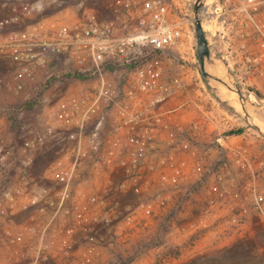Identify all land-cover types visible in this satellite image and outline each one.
I'll return each instance as SVG.
<instances>
[{
  "label": "built area",
  "instance_id": "1",
  "mask_svg": "<svg viewBox=\"0 0 264 264\" xmlns=\"http://www.w3.org/2000/svg\"><path fill=\"white\" fill-rule=\"evenodd\" d=\"M194 3L108 0V17L81 3L72 18L59 14L12 30L6 28L19 23L28 6L0 16V129L23 130L27 117L42 115L48 90L59 87L51 105L59 131L54 138L49 125L23 138H0V264H97L94 250L110 248L121 237L110 215L139 227L138 211L167 208L165 193L149 192L155 182L146 177L145 149L153 140L150 130L164 123L165 106L185 89L183 77L166 61L180 68L187 62ZM201 17L204 29L210 28L205 31L213 54L229 55L238 43L248 73L264 68V0H207ZM73 86L84 88L81 95L68 92ZM107 128L116 141H108ZM198 128L194 123L170 130L174 146L188 147L190 131ZM45 149L54 157L43 175L35 171L36 153ZM236 162L244 170L251 167L244 150ZM161 163L169 172H162L159 185L177 195L173 215L207 190L217 195L210 205L231 206L237 225L247 224L251 211L240 177L225 176L226 163L198 165L191 183L185 161L177 164L165 154ZM85 185L91 186L88 194L81 191ZM113 192L131 193L138 203L123 212ZM253 207L264 216L260 201ZM171 228L165 223L163 234Z\"/></svg>",
  "mask_w": 264,
  "mask_h": 264
},
{
  "label": "crops",
  "instance_id": "2",
  "mask_svg": "<svg viewBox=\"0 0 264 264\" xmlns=\"http://www.w3.org/2000/svg\"><path fill=\"white\" fill-rule=\"evenodd\" d=\"M187 54V62H183L182 68L172 66L171 60L166 61L168 67L172 69L171 71L183 77L185 89L177 98L165 106L163 114L164 123L159 128L150 130L153 140L151 144H149V148L145 149L144 163L146 165V177L155 182L154 186L149 189V192L150 194L154 192L165 193L163 197L168 200L167 208H155V211L148 209L138 211V219L141 220V226L139 227H134L133 225L127 226L122 222H118L115 215H110L111 221L117 227V233L120 234L121 237L109 249L116 253L130 255L135 248L144 244L147 249L143 255L138 258L140 264H156L157 261H159L158 258L160 259L159 264H188L189 261L197 260L199 247L228 246L252 239L250 238L251 236L248 239V236L246 237V235H242V233L239 235L232 234V236L228 237L222 234L224 231L235 232L240 229L247 232L248 230L260 231L264 229V217L254 213L247 215L246 225H237L232 207L219 206L217 204L210 205L211 201L217 200V195L207 190H203L201 193L194 196L187 203L183 212L173 215L170 211L172 200H174L177 195L165 191V188H161L159 185L162 172H169L161 163L162 155L169 154L173 156L177 164L185 161L187 181L191 183L198 177V165H216L215 163L219 151V148H217L218 145L216 144L217 142H214L213 130L215 125L212 121L213 114L207 111L209 108L207 99L209 98L205 96L204 92L206 91L201 90L202 85L200 83H202V80L198 72L196 74L192 71V69H197L194 59H190L189 52H187ZM193 54L196 58L197 55L195 50ZM57 88L59 87L54 85L48 90L46 94L47 105L42 115L36 118L37 121L33 124L35 125L33 133L44 131L48 125L54 128L53 134L51 135L52 138L59 133L51 109V105L57 100ZM83 89L82 86H73L68 92L79 96L83 92ZM62 90L65 91L66 89L62 88ZM176 107L181 108L175 113L166 114L168 110ZM144 120L145 123H149L151 118L146 115ZM194 123L199 124V128L198 130L190 131L193 143L188 147L186 146V148L182 146L175 147L169 131L176 126L189 129ZM140 128L142 130L145 129L144 125ZM2 131L6 135L7 132L0 129L1 133ZM106 134L108 141L111 143L118 139V137L111 135L108 128ZM51 137H49L48 142L51 141ZM246 146L247 144H243L237 146L235 149L239 152L244 150ZM194 151L195 155L191 154ZM53 157L54 151L52 150L45 149L36 153L37 163L35 171L39 174L46 175L48 162ZM228 161L226 162L228 163ZM223 162L226 163L225 161ZM218 163L221 162L219 161ZM260 167L261 163L257 162L254 164L252 170L249 171V175H247L249 179H247V177L243 179L242 175L245 176V172H239V177L241 179L240 183L242 184V181H244L245 187L243 186L242 192L245 198L248 196L252 197L251 194L244 191L245 188L252 187L256 189L257 192L260 191V183L264 181V172L261 176H255V174L260 171ZM236 169L237 165H235V171H238ZM210 180L211 182L215 181L214 178ZM166 183L168 186V182ZM105 185H107V183ZM227 186L230 188V182H227ZM81 191L83 194H88L91 191V186L85 185ZM111 198L119 202L120 210L123 212L128 211V209L136 206L138 203L135 196L131 193L119 195L113 192ZM83 199L84 198L80 199V204L82 207H86L85 204H83ZM171 218H174V220L171 221ZM167 222L168 224H172V228L170 233L163 234L162 228ZM247 227L250 229H247ZM198 231H201V233L196 235ZM216 231L218 233H216ZM190 241H193V243L188 244ZM187 245H191L192 248L186 251L183 250ZM177 251L180 252L177 253ZM91 257L95 263L105 264V262L110 259V253L105 251L104 248H97L91 254Z\"/></svg>",
  "mask_w": 264,
  "mask_h": 264
},
{
  "label": "rangeland",
  "instance_id": "3",
  "mask_svg": "<svg viewBox=\"0 0 264 264\" xmlns=\"http://www.w3.org/2000/svg\"><path fill=\"white\" fill-rule=\"evenodd\" d=\"M105 2L107 3V0H0V16L5 17L11 15L14 13L13 10L19 12L22 6H28L29 11L26 16H24L19 23L10 25L6 28L7 30L20 29L30 21L46 19L54 15L60 14L72 18L81 3H84L87 7L95 8L100 12L102 17H108L110 13L105 8ZM36 7H38L39 10L32 11V8ZM207 29L210 28L208 24H205V30ZM215 30L216 29H214V31ZM1 31H3V29H0V32ZM209 38L213 41L212 33L209 34ZM220 44L223 48L222 40H220ZM193 46L196 51L195 34L193 36L190 35V37L186 39L185 50L190 53V59H194V62L197 65L198 59L197 57L195 58V55L193 54ZM233 46L234 48L232 53L229 55L224 54V58L222 57V54H213V64L214 62L218 63V65L224 70V76L219 78H225L230 85L236 84L239 86L242 90L243 96L247 100V109L250 117L254 119L255 123L260 125L264 130V68L260 71L248 73L246 71V56L238 51V43H235ZM192 71L196 74L198 72L202 80V83H200L202 85L201 90H205V96L209 98L207 99V105L209 107L207 111L213 114L212 121L215 125L213 130L214 142H217V148H219L217 161L215 163L216 166L220 164L218 163L219 161L226 162L229 160L228 163L226 162L227 166L224 171L225 176H232L236 178L239 175V172H245L246 178L247 175H249V171L252 170L254 164L259 162L261 163L260 171L257 172L255 176H261L264 172V136L255 128L250 126L242 116V105L239 97L237 94L233 93L219 83L211 81L210 87L205 83L198 69H192ZM219 89H222L225 94L228 93L227 97H223L220 94V91H218ZM255 92H259L262 97L259 98ZM36 121L37 120L34 117H27L24 120L25 123L22 125L23 130L15 132L16 134L6 133V135L2 131V133L0 132V138L26 137L33 132V128L35 126L33 124H35ZM238 131L239 133H235ZM243 144H247L244 150L246 156L251 160V167L246 168V170H244L236 162L239 152L235 148ZM235 165H237L236 170L238 171H235ZM247 179L249 178L247 177ZM239 180L241 182V179ZM240 182L239 184H241ZM242 182L241 186L243 188L244 181ZM259 190L260 191L257 192L256 189L252 187L244 189L246 193L248 192L252 196H248L246 200L244 198V201H247L248 204L246 205L247 208L251 211L249 214L254 213L253 206L257 201H260L264 208V181L260 183ZM230 201L233 200L230 199ZM248 228L249 227H247V229ZM166 233H170V230L166 231ZM199 233H201V231H198L196 235ZM216 233L218 232L216 231ZM241 233L242 235H246V237L248 236V239L251 236L250 238L252 239H249V241L246 242H237L228 246L199 247L197 260L189 261L188 264H264V229L260 231L248 230L247 232L242 230H236L235 232H222V234L228 237L232 236V234L239 235ZM191 248V245H187L183 248V250L186 251ZM146 249V246H138L130 255H125L113 252L109 248H105V251L110 253V259H108L105 264H140L138 258L143 255ZM179 252L177 251V253ZM158 260L160 261L159 258ZM159 261H157L156 264H159Z\"/></svg>",
  "mask_w": 264,
  "mask_h": 264
},
{
  "label": "water",
  "instance_id": "4",
  "mask_svg": "<svg viewBox=\"0 0 264 264\" xmlns=\"http://www.w3.org/2000/svg\"><path fill=\"white\" fill-rule=\"evenodd\" d=\"M206 1L207 0H195L193 6V24L196 39V55L198 59V64L196 65V67L200 71V74L204 79L205 83L210 87V82L213 81L223 85L233 93L237 94L242 105V116L250 126L255 128L259 133L264 136L263 128L257 123H255L254 119L250 117L247 109V100L243 96L242 90L239 88V86L236 84L230 85L225 78H219L217 76H214L208 71V65H213V53L211 45L208 41L207 33L203 27V19L201 17ZM219 60L221 61L220 58Z\"/></svg>",
  "mask_w": 264,
  "mask_h": 264
},
{
  "label": "bare ground",
  "instance_id": "5",
  "mask_svg": "<svg viewBox=\"0 0 264 264\" xmlns=\"http://www.w3.org/2000/svg\"><path fill=\"white\" fill-rule=\"evenodd\" d=\"M208 71L210 73H212L213 75L215 76H218V77H223L224 76V70L223 68H221L218 63H215L213 65H209L208 66ZM221 88V87H220ZM220 91V94L223 96V97H227V94H225V92L222 90V89H219ZM230 96V95H229ZM251 110V109H250ZM262 119V118H261ZM263 120V119H262ZM261 120V121H262Z\"/></svg>",
  "mask_w": 264,
  "mask_h": 264
},
{
  "label": "trees",
  "instance_id": "6",
  "mask_svg": "<svg viewBox=\"0 0 264 264\" xmlns=\"http://www.w3.org/2000/svg\"><path fill=\"white\" fill-rule=\"evenodd\" d=\"M255 94H256L259 98L262 97L261 94H260L259 92H255ZM235 133H239V131H238V132H235Z\"/></svg>",
  "mask_w": 264,
  "mask_h": 264
}]
</instances>
